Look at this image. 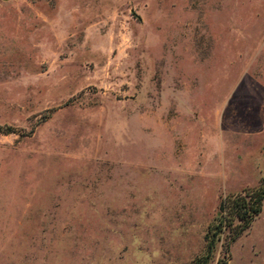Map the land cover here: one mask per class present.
Instances as JSON below:
<instances>
[{"label": "rangeland", "instance_id": "1", "mask_svg": "<svg viewBox=\"0 0 264 264\" xmlns=\"http://www.w3.org/2000/svg\"><path fill=\"white\" fill-rule=\"evenodd\" d=\"M260 190L264 0H0V264H264Z\"/></svg>", "mask_w": 264, "mask_h": 264}, {"label": "trees", "instance_id": "2", "mask_svg": "<svg viewBox=\"0 0 264 264\" xmlns=\"http://www.w3.org/2000/svg\"><path fill=\"white\" fill-rule=\"evenodd\" d=\"M234 199H236L234 203V217L240 221L242 224L240 227V230L237 235L241 234L246 228L249 227L250 223L253 221L254 217L259 215L261 203L264 199V191L260 190L258 192L253 193L250 196V199H245L244 196H234ZM222 219L219 220V224H222ZM221 232V226H217L216 232L213 233L212 238H208L206 236L207 240V248L211 252V249L213 247L214 238L218 237V235ZM236 235V236H237ZM196 260H192L190 264L195 263Z\"/></svg>", "mask_w": 264, "mask_h": 264}]
</instances>
